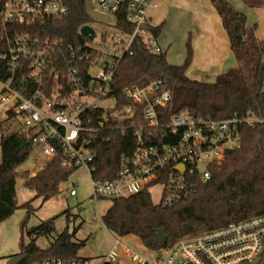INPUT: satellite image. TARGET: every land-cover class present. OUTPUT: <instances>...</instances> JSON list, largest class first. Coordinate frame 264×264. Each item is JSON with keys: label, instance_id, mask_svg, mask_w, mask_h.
<instances>
[{"label": "built area", "instance_id": "1", "mask_svg": "<svg viewBox=\"0 0 264 264\" xmlns=\"http://www.w3.org/2000/svg\"><path fill=\"white\" fill-rule=\"evenodd\" d=\"M92 1L87 8L110 21L94 18L99 24H83L81 35L84 26L94 34L65 48L62 40L20 29L66 15L65 0H0V120L17 121L14 131L47 161L58 157L66 168H85L97 198L151 195L160 187L158 203L175 204L195 191V180L206 181L213 168L219 170L227 149L239 146L241 124L264 123V116L171 114L172 92L154 76L126 86L120 103L113 81L136 38L142 36L152 52H162L157 38L145 36L149 30L143 28L150 25L153 0H96L98 8ZM119 15L133 30L121 26ZM129 128L137 146L121 156L113 176H99L98 138ZM70 193L76 195L74 189ZM151 255H140L116 237L98 264H264V213L182 236ZM32 264L93 263L51 257Z\"/></svg>", "mask_w": 264, "mask_h": 264}, {"label": "trees", "instance_id": "2", "mask_svg": "<svg viewBox=\"0 0 264 264\" xmlns=\"http://www.w3.org/2000/svg\"><path fill=\"white\" fill-rule=\"evenodd\" d=\"M243 1L251 7L264 4V0ZM211 2L228 33L238 66L217 75L213 82L191 79L185 74L193 57L190 42L184 62L177 65L169 63L164 52H152L143 37L138 36L132 48L133 53L123 58L114 77L112 93L120 103H123V89L126 86L137 83L144 76H154L162 78L165 87L172 92L171 114L188 111L196 117L215 119L234 115L264 116V39L259 42L249 32L247 15L228 0ZM65 3L68 7L66 15L20 29L41 38L62 40L65 48L69 44L81 45L85 38L79 29L92 21L87 2L65 0ZM123 20L124 16L119 15L121 26H125L128 31L133 30V26L124 24ZM164 25H149L154 38H158ZM102 135H109L110 138H98L96 173L101 177H111L117 171L121 156L129 155L135 149L137 138L132 128L125 133L115 131ZM23 139L24 135L14 131L8 135L2 134L0 141V222L19 207L16 200V169L33 151L30 142L22 146ZM76 170L64 167L61 159L56 157L47 161L34 175L26 171L25 186L34 190L36 198L41 197L45 202L60 192V186ZM193 186L194 192L172 205L154 203L148 191L110 199L111 205L102 216L103 223L116 237L135 235L147 249L159 251L182 236L264 213V123L241 124L239 146L226 150L219 170L213 168L210 179L195 180ZM32 202L30 200L21 205L28 210L29 215L36 210ZM26 225L27 220L22 225L19 253H25L26 258L19 264H32L51 257L80 258L78 251L85 242L74 241L76 228L73 234L68 229L64 230L46 249H42L37 245V239L55 231V218L28 231V244L23 241ZM159 229L165 232L167 243H156Z\"/></svg>", "mask_w": 264, "mask_h": 264}, {"label": "rangeland", "instance_id": "3", "mask_svg": "<svg viewBox=\"0 0 264 264\" xmlns=\"http://www.w3.org/2000/svg\"><path fill=\"white\" fill-rule=\"evenodd\" d=\"M238 4L244 7L247 12L241 10L237 5L233 6L247 15V28L252 31L259 42L264 39V4L251 7L237 0ZM92 4L98 8L97 1ZM91 23L99 24L94 18ZM150 31L145 36L149 37ZM153 48V46H151ZM18 125L17 121L3 122L0 120V141L2 134L8 135L14 132ZM2 161L0 145V163ZM47 160L33 150L29 158L17 167V192L16 200L19 207L15 212L0 222V264H6L12 256L21 252L22 225L27 220L23 241L30 242L28 231L39 226L42 222L55 218V231L49 236H41L37 239V245L46 249L64 230L68 229L74 235V241L85 242L78 251V256L90 259L93 264H98L113 248L116 236L104 225L102 216L111 205L108 198H97L94 196L92 176L85 168L77 169L70 179L60 186V192L43 202L41 197L36 198V192L25 186L26 171L34 175L39 167L46 164ZM76 195H71V190ZM160 187L151 190L154 203L159 201ZM33 200L35 211L29 215L22 204ZM69 216V217H67ZM203 231V230H201ZM199 231V232H201ZM121 241L134 251L145 257H152V251L147 249L140 238L135 235H127L120 238ZM173 242V241H171ZM170 242V243H171Z\"/></svg>", "mask_w": 264, "mask_h": 264}, {"label": "crops", "instance_id": "4", "mask_svg": "<svg viewBox=\"0 0 264 264\" xmlns=\"http://www.w3.org/2000/svg\"><path fill=\"white\" fill-rule=\"evenodd\" d=\"M228 1L247 12L237 0ZM148 18L151 26L165 24L156 40L169 63L182 64L190 42L193 57L185 71L189 78L213 82L217 75L238 66L211 0H153Z\"/></svg>", "mask_w": 264, "mask_h": 264}, {"label": "water", "instance_id": "5", "mask_svg": "<svg viewBox=\"0 0 264 264\" xmlns=\"http://www.w3.org/2000/svg\"><path fill=\"white\" fill-rule=\"evenodd\" d=\"M86 2L89 4L90 0H86ZM87 11H88V14L91 17H93V18H96V19L102 20V21H106V22L110 21V18L104 17L102 14L94 11L93 9L87 8ZM143 28L146 29V30H149L150 27L148 25H145ZM81 33L84 36H88L90 34H94V29H92L89 26H84L81 29ZM244 41H246V38H245ZM26 143H27L26 139H23L22 146H25ZM177 168H179V167H177ZM182 168L183 167H180L179 169H182ZM155 241H156V243H167V236H166L165 232L163 231V229H159L158 230L156 238H155ZM25 258H26V254L25 253H22V254H19V255H15V256L10 257L8 259V261L6 262V264H19Z\"/></svg>", "mask_w": 264, "mask_h": 264}]
</instances>
